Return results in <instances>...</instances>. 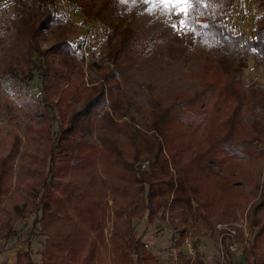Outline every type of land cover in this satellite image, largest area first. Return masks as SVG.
I'll use <instances>...</instances> for the list:
<instances>
[{
  "label": "trees",
  "instance_id": "1",
  "mask_svg": "<svg viewBox=\"0 0 264 264\" xmlns=\"http://www.w3.org/2000/svg\"><path fill=\"white\" fill-rule=\"evenodd\" d=\"M234 2L190 6L187 51L203 63L188 76L197 83L167 93L142 84L147 103H139L125 71L152 50L155 34L124 23L120 0H0V115L8 122L0 129V239L28 222V238L35 229L43 237L42 264H159L133 226L159 220L176 235V264H204L199 250L183 253L190 231L219 241L216 226L245 212L253 234L237 264H264V74L242 76L249 57L264 63V0H256L252 36L227 25ZM69 11L106 29L101 51L81 54ZM36 76L38 94L24 86ZM21 115L29 118L23 142ZM15 264H35L29 244Z\"/></svg>",
  "mask_w": 264,
  "mask_h": 264
},
{
  "label": "rangeland",
  "instance_id": "2",
  "mask_svg": "<svg viewBox=\"0 0 264 264\" xmlns=\"http://www.w3.org/2000/svg\"><path fill=\"white\" fill-rule=\"evenodd\" d=\"M120 5L123 11L118 12L117 15L124 17L121 18L122 21L125 20L124 23L136 31L137 29L144 30V35L155 34L152 50L141 57L134 69L125 71L127 86L133 100L139 103H147L146 91L144 92L141 88L142 84H153L156 87L155 92L159 93L189 90L194 87L197 80L189 77L188 74L197 72L201 68L203 60L200 56L190 54L187 51V46L192 41V35L186 30V27L182 28L179 25V21L184 18L183 14H177L174 8L172 11H165L164 6L144 3V0H137L134 3H121L120 0ZM231 6L227 25L231 24L230 29L236 32L242 31L248 36H252V19L260 11L256 7V0H235ZM240 13H244V16L240 17ZM67 17L73 23L69 36L70 40L75 44L78 38H84L81 49V54L84 57L88 56L89 51L98 53L102 50V45L106 38V29L100 23L91 24L90 22L84 24L81 16L73 13V11H69ZM4 24L3 18L0 17V28ZM174 24L177 25L176 28L173 27ZM42 46H45V44L42 43ZM263 74L264 63L258 67L254 66L251 57H249L246 66L242 70L244 80L247 81L252 78L262 80ZM24 86L28 91L38 94L40 90L39 78L36 76ZM10 114H13V112ZM135 116L140 122L141 117L138 114ZM28 120V117L21 115L16 122L21 142L24 141V130ZM0 129H8L7 117L1 115ZM54 129H57V124L54 125ZM12 178L14 182H19L21 174L16 171ZM110 197L111 195L108 198L109 206L111 204ZM111 216L112 212L109 210V218L104 229L106 243L110 242L111 232L113 231V218ZM237 216V220L233 223L241 224L242 228L236 225L233 226L236 228V233L239 234V238L235 237L238 248L235 254H239V249L241 251L243 246L248 245L253 234L247 227L245 212ZM133 226L139 234H143V242L148 250L157 257L159 264L177 263L178 249L174 245L176 235L173 234L172 229L168 225L159 220H156L153 225H148L146 220L143 219L134 220ZM218 226H221V224H218L216 228ZM18 228L20 232L15 237L0 239V264H15L17 252L19 249L27 248L28 244L30 245L35 264H42L39 251L42 249L43 237L35 229L31 233V237L28 238V222L25 224L20 223ZM228 241L225 237L224 242ZM182 250L187 256H193L194 252L199 250L204 255V264H218L220 257L219 241L213 240L204 231L197 229H192L187 235ZM235 254L232 255L234 256ZM223 264H227V261H224Z\"/></svg>",
  "mask_w": 264,
  "mask_h": 264
},
{
  "label": "snow or ice",
  "instance_id": "3",
  "mask_svg": "<svg viewBox=\"0 0 264 264\" xmlns=\"http://www.w3.org/2000/svg\"><path fill=\"white\" fill-rule=\"evenodd\" d=\"M137 2V0H121V3ZM202 0H144V3L164 6L165 11H172L174 8L177 14H183L185 19L179 21V25L183 28L188 24L187 16L190 11V6L193 3H200ZM174 28L177 25H173Z\"/></svg>",
  "mask_w": 264,
  "mask_h": 264
},
{
  "label": "built area",
  "instance_id": "4",
  "mask_svg": "<svg viewBox=\"0 0 264 264\" xmlns=\"http://www.w3.org/2000/svg\"><path fill=\"white\" fill-rule=\"evenodd\" d=\"M234 225H236L237 227H241V224L234 223L232 225H221L218 226V229L222 230V235L219 239V245H220V257H219V261L218 264H223L224 261H226V254H225V250L228 253L231 254H235L236 251L238 250L237 245H236V228L233 227ZM244 234V233H243ZM225 237L229 240L228 242H224ZM223 244H224V248H223ZM240 252V249H239ZM238 254H235L233 257L235 258ZM229 264V263H227Z\"/></svg>",
  "mask_w": 264,
  "mask_h": 264
},
{
  "label": "crops",
  "instance_id": "5",
  "mask_svg": "<svg viewBox=\"0 0 264 264\" xmlns=\"http://www.w3.org/2000/svg\"><path fill=\"white\" fill-rule=\"evenodd\" d=\"M237 259H238V256H236L235 258H234V260L232 261V263L231 264H237ZM228 263V262H227ZM230 264V263H229Z\"/></svg>",
  "mask_w": 264,
  "mask_h": 264
}]
</instances>
